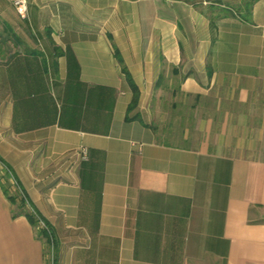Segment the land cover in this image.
I'll return each mask as SVG.
<instances>
[{"label": "crops", "instance_id": "crops-1", "mask_svg": "<svg viewBox=\"0 0 264 264\" xmlns=\"http://www.w3.org/2000/svg\"><path fill=\"white\" fill-rule=\"evenodd\" d=\"M0 157V264H264V0H0Z\"/></svg>", "mask_w": 264, "mask_h": 264}, {"label": "built area", "instance_id": "built-area-1", "mask_svg": "<svg viewBox=\"0 0 264 264\" xmlns=\"http://www.w3.org/2000/svg\"><path fill=\"white\" fill-rule=\"evenodd\" d=\"M14 6V8L16 9V11L18 12V14L20 16H22L23 18L28 17V0H10ZM82 157L83 158H87L88 154H89V150L86 146L82 147ZM0 164L6 168V170H8L9 172V181L11 184H13L14 186H16L17 188H19V184L17 179L15 178V176L12 174V172L10 171L9 167L7 166V164L0 158ZM37 216V223H36V227L37 230H42V229H47V224L46 222L42 219V217H40L38 214H36ZM52 249V247H51ZM53 251L51 250L48 254V264H54L53 262Z\"/></svg>", "mask_w": 264, "mask_h": 264}, {"label": "trees", "instance_id": "trees-1", "mask_svg": "<svg viewBox=\"0 0 264 264\" xmlns=\"http://www.w3.org/2000/svg\"><path fill=\"white\" fill-rule=\"evenodd\" d=\"M121 61V63H122V65H123V69L126 71V66H125V64L122 62V60H120ZM128 78H129V80L131 81V83H132V85L134 86V83L132 82V79H131V77L130 76H128ZM7 172H5V174L4 175H0V177H3L4 179H6V180H8V178H9V172H8V170H6ZM3 187H4V189L6 190V192L7 193H9L8 192V189H7V187L5 186V185H3ZM11 198H12V200L13 201H15L16 200V198H15V196H12L11 195ZM27 213V215L30 217V219L32 220V221H34V223L36 224L37 223V215H36V213H32V212H26ZM43 231H44V234L46 235L47 234V230L46 229H43Z\"/></svg>", "mask_w": 264, "mask_h": 264}, {"label": "rangeland", "instance_id": "rangeland-1", "mask_svg": "<svg viewBox=\"0 0 264 264\" xmlns=\"http://www.w3.org/2000/svg\"><path fill=\"white\" fill-rule=\"evenodd\" d=\"M167 139H175L173 136H167ZM177 139V138H176ZM1 158V157H0ZM2 159V158H1ZM3 160V159H2ZM4 161V160H3ZM6 171V168H4L1 164H0V175H4ZM9 176V175H8Z\"/></svg>", "mask_w": 264, "mask_h": 264}]
</instances>
